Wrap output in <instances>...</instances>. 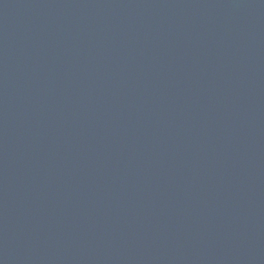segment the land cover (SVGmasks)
Instances as JSON below:
<instances>
[{
    "label": "water",
    "instance_id": "95a60500",
    "mask_svg": "<svg viewBox=\"0 0 264 264\" xmlns=\"http://www.w3.org/2000/svg\"><path fill=\"white\" fill-rule=\"evenodd\" d=\"M0 264H264V0H0Z\"/></svg>",
    "mask_w": 264,
    "mask_h": 264
}]
</instances>
